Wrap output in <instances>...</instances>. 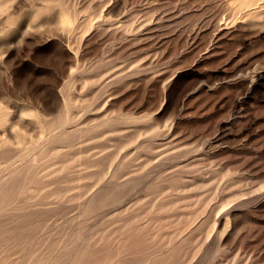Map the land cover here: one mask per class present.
I'll return each mask as SVG.
<instances>
[{"label":"rangeland","instance_id":"obj_1","mask_svg":"<svg viewBox=\"0 0 264 264\" xmlns=\"http://www.w3.org/2000/svg\"><path fill=\"white\" fill-rule=\"evenodd\" d=\"M0 264H264V0H0Z\"/></svg>","mask_w":264,"mask_h":264},{"label":"bare ground","instance_id":"obj_2","mask_svg":"<svg viewBox=\"0 0 264 264\" xmlns=\"http://www.w3.org/2000/svg\"><path fill=\"white\" fill-rule=\"evenodd\" d=\"M63 120V119H62ZM11 169V168H10ZM29 169V168H28ZM134 173V172H133ZM130 174V173H129ZM171 177V176H170ZM139 180V177L136 176V175H132L129 179L125 180L124 182H118V181H115L114 182V185L116 187L118 186H130V188L134 187L135 186V182ZM13 186V185H12ZM109 186V185H108ZM112 186V185H111ZM104 188V186H103ZM173 188V187H172ZM9 191V190H8ZM13 191V190H12ZM106 191V190H105ZM116 191V190H115ZM118 192V191H117ZM9 194V193H8ZM111 197V196H110ZM118 201V200H117ZM22 214V213H21ZM26 220V219H25ZM138 227V226H136ZM127 238V237H126ZM136 238V237H135ZM68 242V241H67ZM78 244V243H77ZM76 244V245H77ZM79 245V244H78ZM62 246V245H61ZM59 247V246H58ZM78 248V246H77ZM58 249V248H57ZM71 249V248H70ZM76 249V248H75ZM74 250V249H73ZM66 251V250H65ZM67 254V253H66ZM73 254V253H72ZM72 257V256H71ZM58 259V258H57ZM93 261V260H92ZM95 262V261H94ZM150 262V261H149ZM93 263V262H92Z\"/></svg>","mask_w":264,"mask_h":264}]
</instances>
